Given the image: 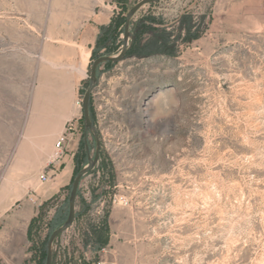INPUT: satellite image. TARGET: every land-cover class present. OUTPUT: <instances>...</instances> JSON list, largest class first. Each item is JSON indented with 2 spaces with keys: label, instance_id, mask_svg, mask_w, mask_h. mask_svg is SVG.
<instances>
[{
  "label": "rangeland",
  "instance_id": "374dc122",
  "mask_svg": "<svg viewBox=\"0 0 264 264\" xmlns=\"http://www.w3.org/2000/svg\"><path fill=\"white\" fill-rule=\"evenodd\" d=\"M138 1L0 0V262L46 264L96 133L56 264H264V0L144 5L130 53L97 68L86 131L101 27ZM47 158L73 168L49 204Z\"/></svg>",
  "mask_w": 264,
  "mask_h": 264
},
{
  "label": "water",
  "instance_id": "95a60500",
  "mask_svg": "<svg viewBox=\"0 0 264 264\" xmlns=\"http://www.w3.org/2000/svg\"><path fill=\"white\" fill-rule=\"evenodd\" d=\"M160 0H140L134 6H132L126 14V20L124 24V36H123V47L119 54L117 55H101L97 57L91 67V75H90V82L87 91L83 97V113H84V122H85V130L94 131V123L91 120L90 115V98L92 94V90L98 82L97 77V68L103 62H116L122 60L128 52L130 47V39L133 37V33L131 32V21L136 15V13L146 4H152L159 2ZM95 134V138L97 141V148L94 157L89 155V162L88 164L81 170H79L72 181L71 190L69 194V212L66 221L61 225L59 228L55 229L48 238L47 243V256H46V264H53V246L56 238L70 228L76 218V202L78 196V190L80 187V181L82 177L88 174L99 161L100 156V140L98 136ZM86 148L89 151V146L86 140Z\"/></svg>",
  "mask_w": 264,
  "mask_h": 264
},
{
  "label": "trees",
  "instance_id": "16d2710c",
  "mask_svg": "<svg viewBox=\"0 0 264 264\" xmlns=\"http://www.w3.org/2000/svg\"><path fill=\"white\" fill-rule=\"evenodd\" d=\"M125 20H126V18H125ZM124 24H125V21H124V18L121 20V22H119V21H114V20H112L111 21V23L109 24V25H107V26H102L101 28H102V32H106V30H108V34L106 35V37H104L103 35H100L99 37H98V44L100 43V45L103 47V48H105L106 49V52L104 53V55H111V54H113V52H114V47H116V44L115 43H117V42H120V34H121V32H124ZM131 26H132V21H131ZM101 34V33H100ZM103 34V33H102ZM133 48H134V45H133V47H132V50H133ZM170 48L169 47H167V44L165 45V47H164V50H163V52H170V50H169ZM129 52V51H128ZM130 53V52H129ZM105 64H113V62H110V61H108V62H104ZM78 195H79V190H78ZM57 198V195L56 196H54L52 199H50V200H48L46 203H50L51 201H53L54 199H56ZM84 203V202H83ZM56 213H57V211H56ZM67 217H68V215L66 216H64V217H62V218H59V217H56V218H54V222L56 221V224H55V226L52 228V230H51V233L55 230V229H57V228H59L61 225H63V223L66 221V219H67ZM76 217H77V213H76ZM108 215L106 214L105 215V217H104V221L102 222V226H103V229L105 230L104 232L105 233H108L109 232V226H108ZM50 233V234H51ZM49 234V235H50ZM107 244V240H101V238H100V243H99V249L100 248H102V247H104L105 245ZM55 258H56V255L55 254H53V264H56V260H55ZM63 264H65V262L63 263Z\"/></svg>",
  "mask_w": 264,
  "mask_h": 264
},
{
  "label": "crops",
  "instance_id": "0c3cea01",
  "mask_svg": "<svg viewBox=\"0 0 264 264\" xmlns=\"http://www.w3.org/2000/svg\"><path fill=\"white\" fill-rule=\"evenodd\" d=\"M109 20L110 18L105 20L104 23H107ZM48 167L54 168L52 169V171L56 173V176L54 177V180H52V182H50L48 185L37 192L36 196L40 200L52 199L60 192L62 188L69 184V181L72 177V166L64 165L62 167H59L54 163L53 160L47 158L42 165L41 170L44 169L46 171Z\"/></svg>",
  "mask_w": 264,
  "mask_h": 264
},
{
  "label": "built area",
  "instance_id": "2783aa9c",
  "mask_svg": "<svg viewBox=\"0 0 264 264\" xmlns=\"http://www.w3.org/2000/svg\"><path fill=\"white\" fill-rule=\"evenodd\" d=\"M65 142H66V137L65 136H61L56 142V145H55L56 148L57 149H62L64 147ZM40 180H41V182H45V181L48 180V176L45 173H42L40 175ZM0 264H4V263L0 262ZM98 264H103V262H99Z\"/></svg>",
  "mask_w": 264,
  "mask_h": 264
}]
</instances>
